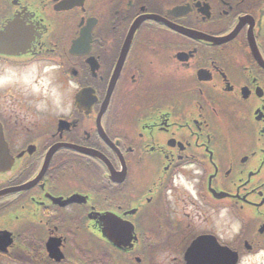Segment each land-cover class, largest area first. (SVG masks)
Here are the masks:
<instances>
[{
  "label": "flooded vegetation",
  "instance_id": "flooded-vegetation-1",
  "mask_svg": "<svg viewBox=\"0 0 264 264\" xmlns=\"http://www.w3.org/2000/svg\"><path fill=\"white\" fill-rule=\"evenodd\" d=\"M0 264H264V0H0Z\"/></svg>",
  "mask_w": 264,
  "mask_h": 264
},
{
  "label": "water",
  "instance_id": "water-1",
  "mask_svg": "<svg viewBox=\"0 0 264 264\" xmlns=\"http://www.w3.org/2000/svg\"><path fill=\"white\" fill-rule=\"evenodd\" d=\"M124 237H126V238H130V237L128 236V232H127V231L125 232ZM220 251H227V248H222V247H220Z\"/></svg>",
  "mask_w": 264,
  "mask_h": 264
}]
</instances>
